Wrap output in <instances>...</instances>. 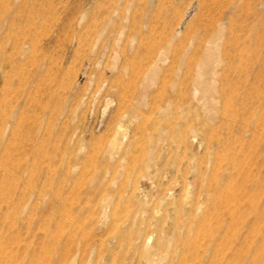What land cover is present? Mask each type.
Here are the masks:
<instances>
[{"label":"rangeland","instance_id":"374dc122","mask_svg":"<svg viewBox=\"0 0 264 264\" xmlns=\"http://www.w3.org/2000/svg\"><path fill=\"white\" fill-rule=\"evenodd\" d=\"M0 264H264V0H0Z\"/></svg>","mask_w":264,"mask_h":264}]
</instances>
